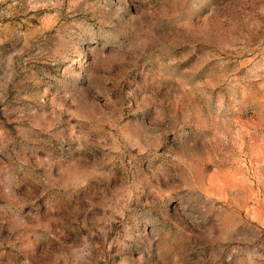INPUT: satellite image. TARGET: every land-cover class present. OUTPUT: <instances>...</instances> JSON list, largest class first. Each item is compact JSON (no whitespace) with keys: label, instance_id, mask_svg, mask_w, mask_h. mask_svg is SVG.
<instances>
[{"label":"rangeland","instance_id":"374dc122","mask_svg":"<svg viewBox=\"0 0 264 264\" xmlns=\"http://www.w3.org/2000/svg\"><path fill=\"white\" fill-rule=\"evenodd\" d=\"M0 264H264V0H0Z\"/></svg>","mask_w":264,"mask_h":264}]
</instances>
